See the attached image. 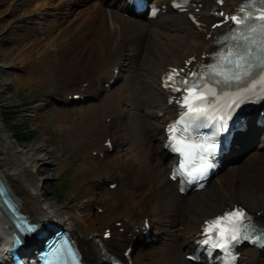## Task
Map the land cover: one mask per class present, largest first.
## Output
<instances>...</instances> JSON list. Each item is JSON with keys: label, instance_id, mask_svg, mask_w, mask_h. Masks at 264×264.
I'll return each instance as SVG.
<instances>
[{"label": "bare ground", "instance_id": "bare-ground-1", "mask_svg": "<svg viewBox=\"0 0 264 264\" xmlns=\"http://www.w3.org/2000/svg\"><path fill=\"white\" fill-rule=\"evenodd\" d=\"M59 1L56 6L51 3L53 11L39 13L42 20L36 26L16 24L18 0H0V7H5L0 12L10 14L1 22L0 40L20 42L12 49L20 50L18 61L25 83L34 79L47 93L60 81L67 93L91 92L96 97L86 96L83 107L77 105L81 108L76 122L66 125L69 138L84 154L73 175L72 189H82L89 205L81 214L76 206L43 199L39 179L33 173L37 166L22 154L0 118V176L20 210L37 222L64 220L83 258L90 263H102L107 251L121 254L130 243L133 264H192L183 253L197 236L201 222L238 200L264 225V137L252 142L257 136L254 132L239 141L250 140L253 148L228 162L203 190L178 194L175 182L167 178L171 159L165 161L162 129L175 108L159 86L161 74L167 65H183L188 56L198 60L212 47L227 24L210 26L215 18L209 8L215 0H190L183 12L169 8L170 0H156L162 10L149 19L126 15L123 0H94L88 8L65 19L70 3L80 1ZM238 1L225 0L218 6L229 10ZM188 14L197 15L200 23L190 20ZM50 67V75L42 77L43 70ZM113 67L119 68V77L107 89L103 82ZM107 136L114 139L110 151L103 144ZM116 144L117 152L113 153ZM89 167L94 175L87 180L82 175ZM108 169H112L113 177L104 175ZM108 178L117 181L112 188ZM93 207H100V211L94 212ZM145 218L153 239L135 251L131 240L135 243L142 236ZM104 226L110 227L107 238L101 237ZM11 228L0 207V251L6 243L2 237ZM240 264H264V247L251 248Z\"/></svg>", "mask_w": 264, "mask_h": 264}, {"label": "snow or ice", "instance_id": "snow-or-ice-1", "mask_svg": "<svg viewBox=\"0 0 264 264\" xmlns=\"http://www.w3.org/2000/svg\"><path fill=\"white\" fill-rule=\"evenodd\" d=\"M227 19L234 27L220 42L223 51L218 53L217 64L202 66L206 67V72L192 71L186 75L183 69H172L164 77V87L179 93L170 101L181 109L178 120L170 128L172 133L178 130V125H183L179 130L184 133L208 126L227 131L228 121L233 119L232 112L246 95L257 90L264 93V0H244ZM173 139L180 145L177 151L184 153L186 159L195 149L207 153L215 148V141L211 144L207 140L205 144L186 143L192 140L191 135H185L182 140L173 135ZM209 166L202 164L187 175L195 180L202 177ZM194 172H198L199 177ZM251 232L257 233L252 242L264 247V229L253 225L242 208L226 210L206 222L202 231L206 239L201 243L227 249L230 241L248 240Z\"/></svg>", "mask_w": 264, "mask_h": 264}, {"label": "rangeland", "instance_id": "rangeland-1", "mask_svg": "<svg viewBox=\"0 0 264 264\" xmlns=\"http://www.w3.org/2000/svg\"><path fill=\"white\" fill-rule=\"evenodd\" d=\"M46 1L47 4H41L38 3L41 2L40 0H18L14 10V17L18 20L16 24L20 23V25H23L26 22L30 25L39 24V21L42 20V15L39 13L51 12L53 11L52 8H54L52 6L60 3L59 0ZM79 1L80 3L76 1L70 3L66 14L64 16L62 15L65 19L68 17L71 18L74 13L77 14L81 9L88 8L94 0ZM51 3L52 6H50ZM104 5L106 4L104 3ZM4 8L0 7V10ZM24 11H27V13L23 16L21 14ZM6 12H0V25L1 22L3 23L10 17V14L8 15V12ZM0 41H2L0 42V118L2 124H4V129H6L10 137L13 135L11 129L8 128L11 122L16 123L17 127L26 124L27 128L33 130V134L29 139L23 138L19 139V141L14 140V142L20 147L22 154L37 166V169L33 171L35 179H39L37 175L43 177V181L39 184V191L42 198L54 201L60 205L76 206L81 214H85L89 203L87 202L88 200L85 194H83V190L80 188L77 190L75 188L72 189L73 175L84 160V154L83 150L79 147L80 145L69 138L66 130V125H71V123L76 122L78 119V108L83 107V105L76 108L77 106L74 104L65 109L64 107L68 104L64 103L63 105L65 106H63L58 101L57 104L53 103L52 97L63 100L67 93L60 81L58 87H51L47 93L45 89H42L44 86L39 87V84L34 79L25 83L26 80L23 76L25 72L21 68V61H18L21 55V53H18L20 50L12 49L16 43L20 42L16 41L12 43L11 40L6 39H1ZM23 43L24 41H21V44ZM4 50H8L11 53L6 55ZM50 69L51 67L48 70H43L44 73H41L42 77L46 78L49 76L51 73ZM49 92H52L51 94L54 96L49 94ZM44 104H48V107H44ZM6 107H12L14 109L15 116L12 117L15 118L6 120L2 117V112ZM81 135L85 139L88 138L84 132ZM116 152L117 144L113 153ZM39 158L43 159L41 160ZM93 172L92 168H85L82 176L88 180L94 175ZM60 174L62 176L58 177ZM104 175L113 177L112 169H108ZM57 177L59 179H56ZM55 187H58L57 190H54ZM93 209L95 208L93 207Z\"/></svg>", "mask_w": 264, "mask_h": 264}, {"label": "trees", "instance_id": "trees-1", "mask_svg": "<svg viewBox=\"0 0 264 264\" xmlns=\"http://www.w3.org/2000/svg\"><path fill=\"white\" fill-rule=\"evenodd\" d=\"M15 111L12 107H6V109L2 112V117H4L6 120L12 119L15 117ZM9 129H11V132L16 140L19 141V139L23 138H30V136L33 134V130L31 128H27L26 124L19 125L17 127L16 123L11 122L8 126ZM52 184V183H51ZM54 190H57V187L54 188Z\"/></svg>", "mask_w": 264, "mask_h": 264}, {"label": "water", "instance_id": "water-1", "mask_svg": "<svg viewBox=\"0 0 264 264\" xmlns=\"http://www.w3.org/2000/svg\"><path fill=\"white\" fill-rule=\"evenodd\" d=\"M1 183H2V180H1V177H0V186H1ZM4 193H2V191L0 190V199H3L4 197L3 196ZM4 200V199H3Z\"/></svg>", "mask_w": 264, "mask_h": 264}]
</instances>
